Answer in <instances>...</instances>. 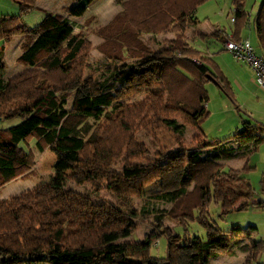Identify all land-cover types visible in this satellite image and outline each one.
<instances>
[{"label": "trees", "instance_id": "16d2710c", "mask_svg": "<svg viewBox=\"0 0 264 264\" xmlns=\"http://www.w3.org/2000/svg\"><path fill=\"white\" fill-rule=\"evenodd\" d=\"M10 1L23 15L39 0ZM207 1L115 0L121 10L107 25L93 30L102 40L97 51L112 64L103 81L85 77L92 44L62 16L46 13L32 28L20 26L19 16L0 17V41L8 44L22 37L16 63L23 67L4 80L0 47V121L23 119L0 129V193L32 173L33 149L54 154L56 175L52 183L0 202V264H180L183 253L187 264H209L238 238L247 242L240 248L246 254L244 264L258 262L264 244L253 238L257 229L232 226L223 231L209 220V210L215 205L218 216L225 218L248 208L253 190L243 174L254 167L248 160L240 170L224 167L243 159L251 151L249 145L263 142L258 133L262 128L243 122L238 133L216 143L194 137L196 147L191 150L177 140L176 151H158L153 161L146 159L147 149L137 141L139 133L169 130L181 137L187 128L199 131L209 116L210 82L234 100L217 62L186 36L188 28L201 23L195 12ZM232 5L231 38L239 42L250 16L243 0H232ZM83 10L74 7L70 13ZM94 20L88 18L84 26ZM253 24L264 57V0ZM167 33L173 38L155 51L142 40ZM222 33L207 37L225 45L228 39ZM141 95L144 100L131 103ZM229 140H236V148H222ZM65 172H70L67 178ZM65 179L77 187L89 186L93 196L112 195L120 207L95 204L88 196L64 189ZM259 186L262 198L253 205L264 210V173ZM148 187H156L151 198L169 208L155 211L154 230L144 240H126L144 217L128 203L142 199ZM142 214H147L146 206ZM164 219L183 230L181 244L162 228ZM191 224L202 228L205 236L190 235ZM159 241L162 255L154 251Z\"/></svg>", "mask_w": 264, "mask_h": 264}, {"label": "rangeland", "instance_id": "374dc122", "mask_svg": "<svg viewBox=\"0 0 264 264\" xmlns=\"http://www.w3.org/2000/svg\"><path fill=\"white\" fill-rule=\"evenodd\" d=\"M260 1L261 0H243V8L250 16L249 26L245 29L243 36L244 39L249 40L251 47L256 53H259V49L253 20L259 9ZM74 7H84V10L80 14H72L70 10ZM120 10L121 7L115 0H39L36 2L33 10L20 15L16 4L10 0H0V17L19 16L20 26H26L27 28L35 27L43 20L45 14L48 12L64 17L72 24L75 33L81 32L86 34L89 42L92 44L93 50L90 52V69L85 71V77L92 76L98 81H103L109 76L112 64L97 51V46L100 45L102 40L93 34V30L107 25ZM233 11L234 7L232 5V0L207 1L195 12V17L201 22L198 26L199 30L210 32L211 28H213V30L219 29L224 31L229 39L232 37L230 30L232 27L231 18L233 17ZM90 17H94L95 20L88 27H85L84 22ZM190 29L191 28L187 29L186 35L193 36L194 34L191 35ZM172 38V34L167 33L154 37L143 36L142 40L148 44L149 48L155 51L161 47H165L166 43ZM192 39L193 38L190 37L191 44L195 48L208 51L213 55L216 53L214 60L223 68L224 75L229 80L227 84L230 87V93L234 100L232 101L216 84L211 82L208 83L206 85V90L209 100L206 107L209 116L199 124V131L187 128L184 135L181 137L173 134L169 130L139 133L137 135L138 143L143 144L147 149L146 159L148 160H155V154L158 151H176L178 149L177 140H180L183 146L188 150L196 147V141H193L194 137L205 139L209 143H216L224 140L238 133L243 128V122H249L260 126L262 130L258 133L264 138V90L253 82V74L249 66L244 62L236 60L228 51L223 49L222 42L214 37H209L205 40H198L197 38L195 40ZM21 40L22 37L16 36L12 42L8 44H3V42L0 41V46L4 45L2 62L5 69V74L3 76L4 80L23 71V67L16 63V59L21 54ZM223 59L226 60L228 68L225 67L222 61ZM247 74L248 77L251 75L249 81L246 79ZM242 79H246V86H244V88L242 87ZM75 96L76 93L74 91L72 97L68 101V109ZM144 99L145 96L141 95L132 99L131 103H138ZM22 120L21 117L2 120L0 121V129H9L17 126ZM236 143L237 142L234 140H229L224 143L222 148L229 149L230 147H236ZM248 147L251 151H248L243 159L238 158L228 161L225 163L224 167L225 170H240L246 160H248L249 166L254 167V170L243 174V177L248 180L253 190V197L252 200L248 202V208L246 210L233 211L227 217L220 218L218 216V207L212 205L209 210V220L223 231L231 229L232 226H238L242 229L255 227L257 231L253 238L256 241H262L264 244V210L253 205L254 202L262 198L259 181L262 173H264V140L256 147L251 145ZM33 151L35 153V162L32 173L6 185L0 193V202L32 191L39 185L49 184L55 180L56 175L52 169L54 154L50 150H46L42 154H38L34 149ZM64 175L67 178L70 172H65ZM64 189L88 196L95 204L107 203L120 207L119 202L106 192L93 196L89 186L77 187L74 183L65 179ZM156 192H158L156 187H148L142 199L132 200L128 203V208H131L133 211H136L138 215L144 217L136 221V233L126 240H144L154 230L152 223H154L155 211L167 210L169 208V205L156 202L151 198ZM145 206L147 207V214H142ZM161 226L170 232L173 239L178 244L182 243L179 237L182 238L185 233L181 228H175L167 219L161 222ZM187 229L190 235L205 236L203 229L197 224H191ZM246 243L245 239L238 238L234 240V242H231L228 252H220L218 257L209 261V264H244L246 254L243 253L240 248ZM154 251L155 254L162 255V241L155 244ZM257 263H264V252L259 257ZM180 264H187L186 253L182 254Z\"/></svg>", "mask_w": 264, "mask_h": 264}, {"label": "built area", "instance_id": "2783aa9c", "mask_svg": "<svg viewBox=\"0 0 264 264\" xmlns=\"http://www.w3.org/2000/svg\"><path fill=\"white\" fill-rule=\"evenodd\" d=\"M233 21V18H231V22ZM224 48L236 60L244 62L249 66L253 73L254 83L264 90V57L254 51L249 40L244 39L236 42L230 37L225 43Z\"/></svg>", "mask_w": 264, "mask_h": 264}, {"label": "crops", "instance_id": "0c3cea01", "mask_svg": "<svg viewBox=\"0 0 264 264\" xmlns=\"http://www.w3.org/2000/svg\"><path fill=\"white\" fill-rule=\"evenodd\" d=\"M242 7V5H239V7L238 8H241ZM48 13V12H47ZM64 18V17H63ZM65 19V18H64ZM66 20V19H65ZM72 25V24H71ZM199 26V25H198ZM198 26H197V28H191L190 29V31H191V35H193V36H188V35H186L188 38H193L192 40H195L196 38L198 39V40H205V39H208V37L207 36H209V35H211L212 33H214L215 31H222V30H219V29H214L213 30V28H211V30H210V32H203V31H201V30H199V28H198ZM74 28V27H73ZM231 31V30H230ZM200 34H202V35H205L206 37H202V36H199ZM222 35L226 38V39H228V36L225 34V32L224 33H222ZM22 41V40H21ZM220 41V40H219ZM4 44V43H3ZM251 45V44H250ZM3 47H4V45H2ZM1 47V46H0ZM223 49H225L224 48V44H223ZM201 51H203L204 53H206L209 57H211V58H213V59H215V54L213 55V54H210V52H208V51H205V50H201ZM259 54V53H258ZM216 61V60H215ZM223 61V63H224V65H225V67L226 68H228L227 67V62H226V60H222ZM217 62V61H216ZM218 64V63H217ZM219 65V64H218ZM219 67H220V65H219ZM221 68V67H220ZM223 68H221V71L223 72V70H222ZM252 72V71H251ZM223 74H224V72H223ZM253 74V73H252ZM225 76V75H224ZM235 77H236V75H235ZM253 77V76H252ZM226 78V81L228 82L229 80L227 79V77H225ZM237 78H239V77H237ZM251 78V75H250V77H248V74L246 75V79L249 81V79ZM246 79H242L243 80V88H244V86H246ZM254 82V81H253ZM234 141H236V140H234ZM237 144V143H236ZM224 145V144H223ZM237 146V145H236ZM233 148H236V147H233Z\"/></svg>", "mask_w": 264, "mask_h": 264}]
</instances>
